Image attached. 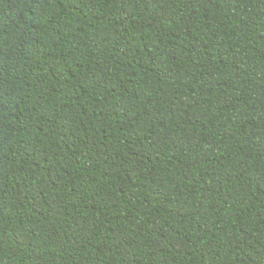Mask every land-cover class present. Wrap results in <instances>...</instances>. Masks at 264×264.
<instances>
[{
    "label": "trees",
    "instance_id": "1",
    "mask_svg": "<svg viewBox=\"0 0 264 264\" xmlns=\"http://www.w3.org/2000/svg\"><path fill=\"white\" fill-rule=\"evenodd\" d=\"M0 264H264V0H0Z\"/></svg>",
    "mask_w": 264,
    "mask_h": 264
}]
</instances>
